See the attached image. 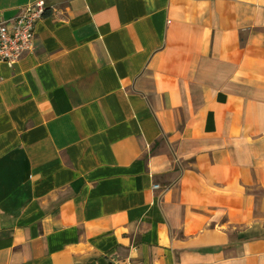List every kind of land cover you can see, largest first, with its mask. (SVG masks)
Here are the masks:
<instances>
[{"label":"crops","instance_id":"crops-1","mask_svg":"<svg viewBox=\"0 0 264 264\" xmlns=\"http://www.w3.org/2000/svg\"><path fill=\"white\" fill-rule=\"evenodd\" d=\"M45 2L0 63V264H264V0Z\"/></svg>","mask_w":264,"mask_h":264},{"label":"built area","instance_id":"built-area-1","mask_svg":"<svg viewBox=\"0 0 264 264\" xmlns=\"http://www.w3.org/2000/svg\"><path fill=\"white\" fill-rule=\"evenodd\" d=\"M45 9V0H37L23 6L21 12L10 20L0 18V63L12 67L25 53L35 49V27ZM153 189L158 190L159 186L154 185Z\"/></svg>","mask_w":264,"mask_h":264}]
</instances>
